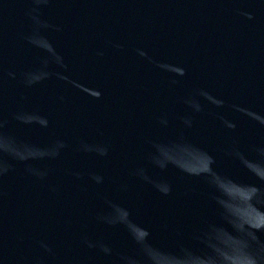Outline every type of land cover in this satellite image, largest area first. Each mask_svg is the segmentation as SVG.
<instances>
[{
    "label": "water",
    "instance_id": "water-1",
    "mask_svg": "<svg viewBox=\"0 0 264 264\" xmlns=\"http://www.w3.org/2000/svg\"><path fill=\"white\" fill-rule=\"evenodd\" d=\"M0 264H264V0H0Z\"/></svg>",
    "mask_w": 264,
    "mask_h": 264
}]
</instances>
